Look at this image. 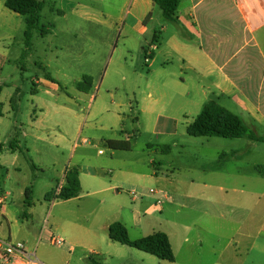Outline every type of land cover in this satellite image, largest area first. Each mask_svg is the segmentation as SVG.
I'll return each instance as SVG.
<instances>
[{
  "label": "rangeland",
  "instance_id": "rangeland-1",
  "mask_svg": "<svg viewBox=\"0 0 264 264\" xmlns=\"http://www.w3.org/2000/svg\"><path fill=\"white\" fill-rule=\"evenodd\" d=\"M41 1L39 26L47 33L33 32L25 56L23 19L12 28L0 18V239L22 242L42 264H264V233L250 228L246 238L237 229L248 225L249 211L264 212V200H257L264 184L253 185L247 197L234 183L213 200L186 196L187 188L200 187L203 156L216 161L217 151L244 148L247 140L187 135L210 101L241 115L222 98H204L188 82L184 88V50L167 40L175 34L184 43V32L156 6L146 23L149 33L130 30L125 38L120 4L112 0L79 1L116 19L115 28L71 14L58 17V0ZM36 80L41 82L33 85ZM106 140L128 142L129 150H110ZM11 141L17 146L12 150ZM260 148L263 143H254L246 163L222 165L256 174ZM71 166L79 168L81 196L46 201ZM108 185L110 199L99 202L103 195L92 192ZM28 186L31 204L24 207ZM150 190L169 198L161 208ZM107 221H124L131 240L165 233L174 262L110 241ZM52 237L64 246L52 245Z\"/></svg>",
  "mask_w": 264,
  "mask_h": 264
},
{
  "label": "crops",
  "instance_id": "crops-1",
  "mask_svg": "<svg viewBox=\"0 0 264 264\" xmlns=\"http://www.w3.org/2000/svg\"><path fill=\"white\" fill-rule=\"evenodd\" d=\"M4 1L0 0V18L12 27L20 16L7 10L4 7ZM112 2L120 4L119 13L122 17L119 16L118 20H121L122 25L120 33H123L125 38L130 30L139 36L149 33L146 17L151 16L153 11L154 5L151 0H112ZM106 8L110 7L106 5ZM104 13L91 9L88 3L83 4L79 0H58L55 15L64 17L66 14H71L82 22H96L115 28L116 19H112V21L109 18V21ZM169 22L184 32V43L175 34L167 39L175 49L184 50V74L186 71L189 72L188 76L184 75L187 76L184 77V88L187 87L186 82H188L204 98L213 96L216 100H220V98L226 100L237 108L241 115L239 117L248 129L252 130L255 135L264 137V0H180L176 11V20ZM157 38V35L153 36V40ZM40 82V80H36L33 85ZM254 143L256 142L247 140L244 148L217 151V160L221 154H225L226 163H244L252 155ZM258 153L263 156L264 149L260 148ZM202 161L199 166L201 174H203L199 177L200 187L199 189L186 187L187 197L197 193L206 201L213 200V198H218L221 193L226 194L227 189L224 186L233 183L242 185L240 192L244 197H247L252 194L253 185L264 184V175L262 174L246 172L241 169L226 171L224 165L216 169V161L206 160L204 156ZM255 167L264 168V156L255 163L253 168ZM65 170L62 173L60 184ZM190 184L193 182L187 185ZM184 185L186 186L185 182ZM111 190L112 186L108 185L92 192V194L99 195V197L100 194L103 195L99 198V202H104L106 199H110L107 194ZM80 196L66 201L78 199ZM261 198L264 200V190L257 200ZM3 202V198H0V205ZM2 213L7 221V212L2 210ZM135 213L136 211H133V218ZM202 215L208 216V213L203 212ZM226 221L235 225L231 219ZM113 222L115 221H107L106 229ZM245 222L248 225L240 223L237 229L242 230L239 232L247 234L246 238L252 237L249 235L251 234L250 228L258 229L259 234L264 233V212L262 209L261 211H249ZM120 223L126 226L124 221H120ZM253 224L254 226H252ZM253 246L254 242L249 244L247 252ZM25 250L27 253H34L29 252L26 247ZM4 263L25 264L21 258H11L9 262Z\"/></svg>",
  "mask_w": 264,
  "mask_h": 264
},
{
  "label": "trees",
  "instance_id": "trees-1",
  "mask_svg": "<svg viewBox=\"0 0 264 264\" xmlns=\"http://www.w3.org/2000/svg\"><path fill=\"white\" fill-rule=\"evenodd\" d=\"M153 5L158 7L161 15L166 21L176 20V11L180 0H151ZM4 7L22 17L25 29L23 32L24 51L22 56H25L32 47L31 39L33 32H39L43 37L47 31L40 24V13L44 7V2L41 0H5ZM150 15L146 17L149 19ZM156 41V40H153ZM145 52V60L147 54ZM153 51L150 52V56ZM1 91V88H0ZM187 135L191 137H217L222 139H246L252 142L263 143L264 137L255 135L248 129L242 119L221 107L214 101L205 104L200 113L193 119L191 124L186 128ZM103 146L113 151H128V142L115 140L103 141ZM16 146V141L9 143V148L12 150ZM3 147L0 145V154ZM226 155L221 154L218 157L215 168L222 166ZM258 174L264 175V168H256ZM59 187V188H58ZM81 187L79 183V168L76 166L67 167L62 183L60 186L50 190L44 196L46 201H66L80 196ZM32 188L28 186L24 190V207H29L31 204ZM108 239L114 243L124 245L148 255H151L161 261L174 262V255L168 236L160 231L153 232L145 237L136 240H131L128 237L127 230L120 222H113L107 228Z\"/></svg>",
  "mask_w": 264,
  "mask_h": 264
},
{
  "label": "built area",
  "instance_id": "built-area-1",
  "mask_svg": "<svg viewBox=\"0 0 264 264\" xmlns=\"http://www.w3.org/2000/svg\"><path fill=\"white\" fill-rule=\"evenodd\" d=\"M99 153H101V151ZM149 193L157 196L155 206L161 208L166 196L162 195L161 191L150 190ZM50 243L58 247L64 246V242L61 239H56L54 237L50 239ZM0 258L6 263L9 262L11 258H21L24 260L25 264H41L34 253L31 254L26 252L22 242L12 243L9 240L0 239Z\"/></svg>",
  "mask_w": 264,
  "mask_h": 264
}]
</instances>
